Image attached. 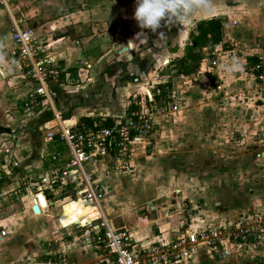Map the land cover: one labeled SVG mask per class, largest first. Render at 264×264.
Listing matches in <instances>:
<instances>
[{
  "label": "rangeland",
  "instance_id": "374dc122",
  "mask_svg": "<svg viewBox=\"0 0 264 264\" xmlns=\"http://www.w3.org/2000/svg\"><path fill=\"white\" fill-rule=\"evenodd\" d=\"M238 3L228 2L231 6H238ZM38 4L42 17L36 20L46 23L43 22L44 16L49 18L41 30L37 29L39 22L31 24L30 19L24 17L26 22L21 23L16 14L19 8L26 10V5L36 6L37 0H0V208L17 204L3 217L23 215L20 212L25 207L21 203V196L33 195L38 191L42 185L39 177L49 166V162L39 155L42 167H27L29 169L19 172L14 185L11 179L8 188L1 187L4 172L13 171L20 158L13 150L5 158L4 150H9L7 148L13 145L16 148L17 140L24 137L22 131H32L30 129L35 124L42 140L46 131V127H40L41 122H35L38 118L34 117L35 114L26 115L23 111L27 93L34 88V82L28 74L29 67L23 63H20V67L16 57L11 55L16 48L12 37L13 26L17 23L21 30H32L40 49L39 55L44 57L47 51L54 50V46L48 50L42 46L46 44L44 41L50 26L64 23L59 14L69 9L78 10L77 3L67 0L40 1ZM244 11L249 13L241 14L243 28L245 23L250 24L255 14L249 6ZM223 22L227 23L228 20ZM242 35L247 38L251 33L246 36L244 29ZM258 35L261 42L257 46L252 42L250 45L239 42L232 46L225 44L228 49L224 47L223 50H229L227 58L219 59L212 68L209 61L213 56L210 55L202 71L198 69L186 80L172 70L177 60L172 62L174 66L162 73L168 83L177 85L183 94L180 112L161 114L159 109L163 98H156L152 112H148L155 118L154 128L146 138L148 144L145 147L135 145L128 168L114 167L107 162L96 168L95 177L105 191L100 206L105 208L114 227L124 225L123 229H126L133 224L148 231L152 226V231H148L150 236L158 232L156 226L160 223L165 224L162 229L172 228L180 235L186 230L211 229L223 241V248L227 251L224 258L215 255L219 259H226L227 263L224 264H264V239L255 234L257 228L261 227L258 226V216L264 214V83L255 79L251 69L254 57H264V34L256 33ZM230 49L233 51L230 52ZM216 52L221 53V48ZM216 57L218 59V56L214 59ZM60 67L64 70L63 66ZM74 70L68 81L63 78L52 82L53 86L55 83L79 85L78 72ZM216 71L220 72L219 76L214 75ZM60 74L63 75L62 72ZM139 95L132 98L129 104L134 100L145 102L144 92ZM53 117L46 121L54 120ZM93 118L97 120L98 117ZM26 121L31 123L26 124ZM20 124L21 128H16ZM11 140L15 142L11 143ZM43 150L69 154L63 142L47 145ZM3 160L6 163L2 164ZM64 196L55 199L49 194L54 202ZM63 200L71 204L64 211V216L71 217L64 222L66 228H61L55 220L62 202L53 203L51 210L42 215L44 222L40 225L38 236L48 233L42 227L46 218L53 220L57 228L60 227V231L53 234L56 240L63 241L80 237L82 226L97 218L93 206L85 208V219L83 208L73 203L78 199ZM145 221H149L148 226ZM201 221L205 223L197 225ZM240 236H244L243 239ZM25 244L26 241H23L22 245L28 247L26 249L31 248V243ZM202 248L206 250V245L203 244ZM34 253L40 255L45 251L39 249Z\"/></svg>",
  "mask_w": 264,
  "mask_h": 264
},
{
  "label": "crops",
  "instance_id": "0c3cea01",
  "mask_svg": "<svg viewBox=\"0 0 264 264\" xmlns=\"http://www.w3.org/2000/svg\"><path fill=\"white\" fill-rule=\"evenodd\" d=\"M40 1L52 0H37L36 6L26 5L27 11L21 8L17 9L16 14L19 21H22L21 23L26 22L25 18H29L31 24L39 22L36 19H39V16L42 17L41 6L38 4ZM68 1L77 3L78 10L69 9L59 14V18L64 23L60 26L53 23L50 26L48 37L44 41L46 44L42 46L44 50L54 46V50L47 51L46 55L51 63L63 66L70 76L71 71L75 73L74 69H76L79 85L66 86L62 83H55V86H53L51 82V86L56 89L53 102L51 105L43 102L40 110L34 115V117H38L35 122L42 123L40 127L52 124L53 120H46H50L55 114L59 116L61 121L69 123L78 120L91 122L96 119L93 118L95 116L98 117L97 120L106 118V120L110 119L112 121L122 116L132 98L140 96L139 94L143 92L147 83L155 80H166L162 73L167 68L174 66L172 64L174 60L183 57L185 46L191 43L190 33H197L196 24L202 20L211 18L228 20L227 23L222 21V40L217 43L222 52L226 53L225 58H227L229 50L223 49L229 43L232 46L238 42L248 45L252 42L254 46H257L261 42V36H256V33L264 34V0H203V6L194 11L190 22H186L182 26L179 23L165 24L164 21H161V26L155 32L149 29H141L138 26L133 17L136 6L135 0ZM230 1L239 2L238 6L229 5L228 2ZM248 6L255 14L250 24L245 23V28H243L240 17L241 14L249 13L244 11ZM71 18L74 20H71ZM46 19L49 18L44 16L43 22L46 23H37L38 30L46 26L48 23V21H45ZM232 21H236V24L231 25ZM14 26H18L17 23ZM244 29L246 36L251 33L250 38L242 35ZM141 41L144 43L141 44ZM130 44H136L139 47L132 45L133 48H131L129 47ZM123 48L127 49L128 52L126 50L122 51ZM231 51L233 50L230 49ZM205 62H202L199 66L200 71L204 68ZM172 70L175 71V69ZM191 75L193 74L181 76L186 80ZM63 78L64 76L61 75L59 80H63ZM128 98L131 99L128 100ZM29 123L31 121H26V124ZM21 126L20 124L16 128H21ZM36 126L35 124L30 129L32 131H22L24 137L17 140L16 148L13 145V147L7 148L9 150H4L5 158L11 150L15 151L20 158H18V164L13 171L4 172L1 187L8 188V182L12 179L13 183L15 179H18L19 172L29 169L30 166L42 167L40 156L47 144L44 139L42 140L41 132L35 128ZM18 130L20 131V129ZM13 142L15 141L11 140V143ZM3 144L6 145L5 142ZM1 163L4 164L6 161L3 160ZM103 165H88L86 170H92L96 173V168L98 169V166ZM17 182L15 183L17 184ZM44 194H47V192H44ZM48 199L45 198V204L38 201L39 206L38 199L34 198V194L21 196V203L25 207L23 212H20L23 214L21 217L17 215L3 217L10 209L17 206L15 203L0 208V231L5 232L3 236L0 235V264H98L96 254L90 247L78 240L79 236L68 241L56 240L53 232L60 231V227L66 228L64 222L71 217L64 216V211L66 212L71 204L69 202L64 203L66 200L63 199H61L62 201L60 199L55 200V202L51 200L48 203ZM59 202L64 203H61L60 210L55 216V220L58 221L60 227L57 228L53 220L46 218L42 227L47 229L44 231L48 233L47 235L41 234L38 236V232L41 230L40 225L44 222V213L51 210L50 207L53 203L57 204ZM35 203L38 204L39 212H35L33 209ZM73 203L80 206L81 209L83 208V215L86 214L84 210L88 205L85 202L77 200ZM98 206L102 216L106 218L109 224L114 226L108 218L105 208H102L100 204ZM78 223H80V220ZM145 223L147 226L149 225V221H145ZM204 223L205 221H201L197 225H203ZM164 225L162 223L157 225L156 228L159 230L156 234H152V237L150 236L151 233H148V231H152V226H150V230L146 231L143 228L129 224L126 230L135 240L146 244L156 241H171L179 237V231L172 228L162 229ZM119 228L123 229L124 225ZM14 240L17 242H13ZM23 241H26L27 244L31 243V248L26 249L28 247L22 245ZM37 243L40 244L39 248ZM39 249L45 251V253L40 255L34 253ZM192 259L194 264L227 263L226 259L217 258L207 248L206 250L203 249L202 246L197 247Z\"/></svg>",
  "mask_w": 264,
  "mask_h": 264
},
{
  "label": "built area",
  "instance_id": "2783aa9c",
  "mask_svg": "<svg viewBox=\"0 0 264 264\" xmlns=\"http://www.w3.org/2000/svg\"><path fill=\"white\" fill-rule=\"evenodd\" d=\"M235 24L236 21H232L231 25ZM12 37L16 48L11 51V55L16 57L20 67V63L29 67L28 74L34 82V88L27 93L23 108L26 115H33L40 110L43 102L50 105L53 102L56 92L51 82H57L61 72L68 81L70 74L63 72L60 65L46 60L47 56L39 55L40 49L32 30H21L18 26H13ZM218 46L214 45L210 53L213 56L209 61L212 68L219 59L226 57L222 49L221 53L216 52L220 49ZM215 56H218V59H214ZM251 69L255 79L264 83V57L259 56ZM215 73L214 75L219 76L220 72ZM145 86V102L134 100L123 116L113 119L110 125L104 124L106 118L65 124V121L58 122L54 115V124L45 126L44 142L47 145L63 142L69 154L48 150L41 153V159L47 160L49 166L39 177L42 185L37 192L43 194L44 199L49 198L48 203L51 202L49 194H52L55 199L65 195L63 199L80 197L88 204H100L105 195L104 188L95 177V171L86 170V167L107 162L114 167L128 168L135 145L142 144L145 147L148 144L146 138L152 132L155 121L152 113L148 112H152L156 98H163L159 109L161 114L180 110L184 98L177 85H170L167 80H155ZM58 120L61 121L59 116ZM37 192L34 194L36 200ZM37 203L40 206L38 200ZM258 222L261 227L257 226L255 234L264 239V214L258 216ZM239 225L240 223L237 228ZM4 234V231H0L1 236ZM243 237L240 236L242 239ZM79 240L93 250L98 264H194L193 254L197 247L203 244L214 256L224 258L227 255L223 241L211 229L186 230L174 240L146 244L135 240L128 230L112 226L103 217L88 221L82 226Z\"/></svg>",
  "mask_w": 264,
  "mask_h": 264
},
{
  "label": "clouds",
  "instance_id": "9594fccd",
  "mask_svg": "<svg viewBox=\"0 0 264 264\" xmlns=\"http://www.w3.org/2000/svg\"><path fill=\"white\" fill-rule=\"evenodd\" d=\"M135 5L133 17L138 26L155 32L161 26V21L184 26L190 22L194 11L203 6V0H135ZM132 45L136 44H130L129 47L133 48ZM125 50L128 52L122 49Z\"/></svg>",
  "mask_w": 264,
  "mask_h": 264
},
{
  "label": "trees",
  "instance_id": "16d2710c",
  "mask_svg": "<svg viewBox=\"0 0 264 264\" xmlns=\"http://www.w3.org/2000/svg\"><path fill=\"white\" fill-rule=\"evenodd\" d=\"M196 28V34L190 33L191 43L185 46L183 57L176 61L174 69L177 74L184 76L194 74L202 62L210 59L213 46L222 40V21L220 18L202 20L196 24ZM252 60V64H254L257 58L254 57ZM104 124L110 125L111 120L107 119Z\"/></svg>",
  "mask_w": 264,
  "mask_h": 264
},
{
  "label": "bare ground",
  "instance_id": "6f19581e",
  "mask_svg": "<svg viewBox=\"0 0 264 264\" xmlns=\"http://www.w3.org/2000/svg\"><path fill=\"white\" fill-rule=\"evenodd\" d=\"M56 115V120L58 121V122H60V123H63L62 121H59L58 120V115L57 114H55ZM50 123H52V122H50ZM65 124H70L69 122H64ZM39 192V191H38ZM37 192V193H38ZM78 200H80V201H83V202H85L82 198H80V197H78L77 198ZM86 203V202H85ZM88 206H90V207H94V214H96V217L98 218V217H103V218H105L104 216H102V213H101V210H100V208H99V206L98 205H92V204H88V203H86ZM106 219V218H105Z\"/></svg>",
  "mask_w": 264,
  "mask_h": 264
},
{
  "label": "water",
  "instance_id": "95a60500",
  "mask_svg": "<svg viewBox=\"0 0 264 264\" xmlns=\"http://www.w3.org/2000/svg\"><path fill=\"white\" fill-rule=\"evenodd\" d=\"M37 199H38V201H39L40 203L42 202V204H45V199H44L43 194L38 193V194H37ZM33 209H34L35 212H39L38 204L35 203L34 206H33Z\"/></svg>",
  "mask_w": 264,
  "mask_h": 264
}]
</instances>
